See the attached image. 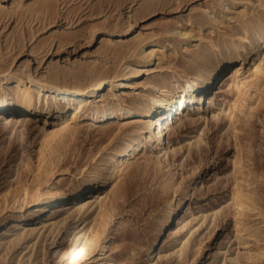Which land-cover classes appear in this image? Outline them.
Returning a JSON list of instances; mask_svg holds the SVG:
<instances>
[{
	"label": "rangeland",
	"instance_id": "obj_1",
	"mask_svg": "<svg viewBox=\"0 0 264 264\" xmlns=\"http://www.w3.org/2000/svg\"><path fill=\"white\" fill-rule=\"evenodd\" d=\"M0 2V79L29 75L84 87L127 72V64L148 65L140 53L156 45L135 90L116 94L123 105L137 101V110L145 83L171 75L200 78L230 52L247 56L243 75L215 93L213 109L203 104L210 88L203 100L197 96L183 114L173 115L165 144L146 140L135 159L103 184L99 193L107 199L99 227L97 203L59 228L41 229L56 219V207L39 219L19 216L41 201L47 187L59 195L93 174L98 160L104 164L131 142L134 120L85 127L80 118L56 134L54 116L27 127L1 118L0 264H264V68L257 77L247 72L264 52L256 39L264 0ZM12 81L5 88H14ZM239 185L248 200L238 209L232 196ZM179 202L190 208L187 226L179 239L165 241L164 214ZM23 227L35 231L15 240ZM104 245L107 257L101 259ZM158 252L167 257L158 259Z\"/></svg>",
	"mask_w": 264,
	"mask_h": 264
},
{
	"label": "bare ground",
	"instance_id": "obj_2",
	"mask_svg": "<svg viewBox=\"0 0 264 264\" xmlns=\"http://www.w3.org/2000/svg\"><path fill=\"white\" fill-rule=\"evenodd\" d=\"M259 24L260 31L257 33L256 39L260 45L264 46V23ZM182 35L184 36L186 33L184 32ZM155 49L156 45H150L149 51L140 53L141 60H144L148 65L142 66L138 63L133 66L127 64L124 68L127 69V72L112 78H95L84 87L59 86L33 79L29 75L27 77L3 76L0 79V82H2L0 84V119L5 118L6 123L12 122L16 126L27 127L54 116L60 123L56 129V134L62 133L69 127V124L77 122L80 118H83V126L85 127H101L115 123L121 126L122 122L128 120H134L135 125L132 129L131 142L124 144V141V145L118 147L113 154H108L104 164H102L103 159L98 160L93 174L90 172L85 173L69 191L59 193V195L52 188L47 187L41 201L27 213L21 214L19 216L20 220L39 219L46 216L45 214L50 209L56 207V219L50 222L49 225L43 223L41 229L59 228L71 217L81 214L84 209L88 210L94 203H97L99 212L94 218V224L96 223V227H99L98 220L99 217H102L107 199V195L104 196L105 194L99 193L103 184L123 164H129L133 158L135 159L136 153L144 148L146 140H152L153 144L157 145L156 147L163 144L167 133L174 128L173 115L183 114L187 109V105L195 97L198 96L200 100H203L201 95H206L207 90L210 88L212 91L206 95L203 104L204 107L206 106L211 110L215 105V93L223 92L230 82L236 81L243 75V63L247 59L246 55L234 50L235 52H230L226 57L224 56L225 58L221 62H217L208 68L200 78L184 79L180 75H171L169 79L150 81L143 85L147 92L144 94V103L140 109H136L137 101H133L128 106L123 105V101L116 94L122 90V93H126L125 91L129 88L135 90L134 81L141 74L143 75L145 71H148L149 64L154 60ZM263 68L264 52L257 54L252 59L247 72H249V76L257 77L263 73ZM11 80L15 84L14 88H5ZM117 82L119 84L115 85ZM215 83L216 87L213 88ZM106 87H108V92L104 98L101 97L100 93ZM198 92L200 94L197 95ZM110 98V101H113L112 106L107 103ZM211 113V119L215 120L217 114L213 111ZM143 129L145 132L140 135L139 131ZM165 155H167L166 151L163 153V156ZM245 193L241 185L233 193L232 201L234 205L238 206V209L244 206L248 200ZM83 197H85L86 203L78 205V200ZM57 201L59 205L55 204ZM190 214V208L181 206L180 202L166 211L163 217L165 241L177 240L181 237L182 230L187 226ZM46 221L45 219L42 220V222ZM34 231L35 229L25 231L23 227L22 231L17 233L15 240L20 241L21 236H27ZM97 233L98 229L91 230L89 241L93 242ZM106 248V245L102 248L101 259L107 257L106 252H104ZM157 255L158 259L167 257V254L160 252Z\"/></svg>",
	"mask_w": 264,
	"mask_h": 264
}]
</instances>
